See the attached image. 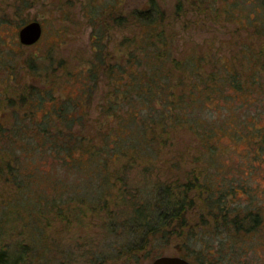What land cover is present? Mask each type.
Wrapping results in <instances>:
<instances>
[{
    "label": "trees",
    "instance_id": "1",
    "mask_svg": "<svg viewBox=\"0 0 264 264\" xmlns=\"http://www.w3.org/2000/svg\"><path fill=\"white\" fill-rule=\"evenodd\" d=\"M12 5L21 17L20 7L30 3ZM70 5L73 0L62 2L58 12L67 13ZM129 5L124 0L79 1L91 28V56L75 77L77 92L56 93L59 74H45L32 85L41 75L31 64L30 80L13 84L19 70L1 61L0 264L44 262L55 243L70 242L76 232L87 236L98 222L113 234L110 252L124 238L115 255L125 264L147 249L153 257L162 254L174 236L185 246L181 256L194 264H264L263 189L250 193L247 177L234 182L217 166L204 172L202 181L192 172L183 180L172 174L151 178L178 129L191 133L196 155L208 162L217 155L222 133L253 141L246 154L264 161V121L260 111L248 110L255 98L246 97L264 92V0H177L171 10L160 0ZM213 15L236 24L235 47L216 52L199 43L175 45L177 25L188 32L200 25L192 18L198 23ZM5 16L0 9V26L10 21ZM19 20L21 26L28 22ZM62 69L69 83L66 62ZM101 76L107 88L101 96L107 100L100 102L102 125L88 110ZM222 101L236 102L234 110L224 109ZM257 101L264 107V98ZM45 154L58 158L64 174L38 168ZM141 164L142 174L133 182L127 172ZM237 187L247 196L244 207L226 204ZM196 207L204 208L212 222L194 232ZM56 220L62 223L59 240L52 230ZM97 254L99 261L102 252Z\"/></svg>",
    "mask_w": 264,
    "mask_h": 264
},
{
    "label": "rangeland",
    "instance_id": "2",
    "mask_svg": "<svg viewBox=\"0 0 264 264\" xmlns=\"http://www.w3.org/2000/svg\"><path fill=\"white\" fill-rule=\"evenodd\" d=\"M26 1L28 5L29 3L30 5L24 8L21 6V17H17V13L14 15V11L16 10L12 8L14 7L12 4H15L16 0H0V9L6 10L8 16L5 17L10 19L8 23L0 26V66H2L1 61L4 60L5 65H7L10 70L12 68L14 71L19 70L18 75H13L10 80L13 84L16 82L23 83L30 80L31 69L28 65L31 64L35 67L36 73L41 75L40 77H36L35 80L32 79V85H37L41 82L42 79L40 81L39 78H42L45 74H59V78H56L57 86L55 87V92L61 95L77 92V86L80 83L75 77L80 74L81 69L87 66V60L91 56V47L89 44L91 28L78 9L79 1L83 0H73L74 5H70L67 13L64 14L58 12V7L62 2H67L68 0ZM124 1L130 2L129 6H132L134 1L139 3L143 0ZM176 1L177 0H160V2L169 6V10L173 8ZM183 1L188 3V0ZM5 2H7V4H5ZM188 15L190 16L192 13H189ZM19 19L40 21L42 26L40 39L32 44H22L19 42L18 30L22 25L19 24ZM189 19L191 18L189 17ZM191 21L196 26L199 24L202 26L199 25L198 28L196 27L197 29L192 27L190 31L186 32L182 28V25H177L175 32L176 46L179 45L180 47L186 45L188 47H193L194 43H199L200 45H203L202 48L204 49L205 47H209L213 51L220 52L235 47V43L239 39L238 36L233 33V27L236 26L235 23L233 24L225 22L222 19H216L214 18V15L213 17L205 18L204 21L199 18L198 23L195 21V18H192ZM16 22H18V24ZM194 24L191 23L190 25ZM241 34L244 35L245 33L243 32ZM186 41H188V43L184 44ZM254 41L257 45L260 44V39L254 37ZM65 62L70 69L69 73H72L69 78V80L71 79L69 83L65 82V74L62 75V67ZM1 70L3 69H0V78L4 75V73H1ZM101 77L102 79H99L97 89L90 102L91 104L88 106V110L94 118L101 119L99 124L102 125L106 119L103 117V114H100V102L103 99L107 100L106 97L101 98V96L103 97L106 94L107 88L105 86L106 81L104 76ZM3 87H5L4 84ZM226 91L233 93L232 90L229 89ZM246 97L249 99L255 98V101L251 102L248 106V110L252 114L255 110L260 111L262 115L261 122L264 121V107L257 101L258 98H264V92L257 90L251 91ZM222 102L225 105L224 109L227 108L231 111L234 110L233 106L236 102ZM241 111L242 110H238L237 114H242ZM215 114L220 120L221 115H219L220 113L218 109L215 110ZM189 134L191 133L182 129H178L176 133H174L175 136H173L172 145L167 148L168 150L164 151L166 156L162 157L164 161L158 162V169L156 171L153 169V173H151L152 179L160 177L164 180L169 174H172L183 180L187 177L186 173L192 172L194 174H199V178L202 181L205 178L204 172L207 173V171L213 169V166H217L221 175H228L234 182L239 181L243 176L247 177L250 193H253L254 191L259 192L262 189L264 190V161L259 157H249L246 154L247 146L250 141L235 139L231 133H222L216 140L219 146L217 155L216 157H213L211 162H208V157H199L196 155L194 149L195 145ZM181 152L182 156L178 159L177 154ZM37 161L38 168L42 169L44 173H49V175L64 174V169L61 167L59 163L60 161L57 157L45 154V156L42 158L40 157ZM146 162H148V160L143 162L145 166H147ZM143 164L134 167L127 172L130 180L134 182L140 178ZM246 199L247 196L243 189L237 187L235 194H229L226 196V204L231 207H234L235 205L243 206L245 205ZM254 205H256V203ZM197 209V207L193 209L191 219L192 230L194 232L199 231V227L204 224L205 221H208V223L212 222L204 208L202 211ZM253 209L254 212H256V208L254 207ZM242 211L246 212L244 208ZM233 214V211L229 212L228 217L231 218ZM101 224V222H98V225L94 226L91 230H87V236L80 237L79 233L76 232L74 237L69 239L70 242H67V239L62 238L64 239L61 240L62 243L61 241L55 243L54 249L49 253V258L39 264H125L123 258H116L115 255V253L120 250L124 238L119 242V248L117 246L114 251L112 250V252H110L111 248L107 245L110 244V240H113L114 237L113 234H109L108 227H103ZM216 224L220 229L223 227L221 226V221ZM56 226L57 229H55ZM61 227L62 223L60 220H56L52 227V230L57 231L56 235L58 236V240L60 239L59 237L63 235V233L58 230ZM186 231L187 229L185 230V234ZM220 235L225 239L229 238L227 235L225 236L221 233ZM198 236L199 235H197V237ZM203 238L205 239V237ZM193 244L194 242L192 245ZM193 246L195 251H200L201 246L198 242ZM100 248L103 249L101 250ZM180 250H185V246L180 241L179 236H174L171 241L163 247V253L160 255L167 254L181 256ZM258 251L260 252L261 250L259 249ZM97 252H102L99 261L94 259V257H97L98 255ZM153 254L154 253L149 252L148 249L141 251L137 257L130 259L128 264H149V262L155 258L153 257ZM102 258L105 259V261H102ZM188 260L190 261V259ZM190 262L194 264L193 261ZM23 264L31 263L28 261V263Z\"/></svg>",
    "mask_w": 264,
    "mask_h": 264
},
{
    "label": "water",
    "instance_id": "3",
    "mask_svg": "<svg viewBox=\"0 0 264 264\" xmlns=\"http://www.w3.org/2000/svg\"><path fill=\"white\" fill-rule=\"evenodd\" d=\"M42 26L38 20H30L18 30V38L22 44L35 43L41 36ZM149 264H193L188 259L178 255H159Z\"/></svg>",
    "mask_w": 264,
    "mask_h": 264
}]
</instances>
